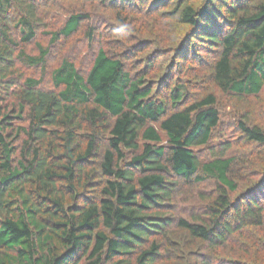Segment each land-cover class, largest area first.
I'll return each instance as SVG.
<instances>
[{
    "label": "trees",
    "instance_id": "obj_1",
    "mask_svg": "<svg viewBox=\"0 0 264 264\" xmlns=\"http://www.w3.org/2000/svg\"><path fill=\"white\" fill-rule=\"evenodd\" d=\"M41 1L0 0V264H264V169L246 172L259 157L212 144L216 95L191 97L190 79H178L206 51L222 92L264 90V0L172 1L164 14L187 33L160 84L149 79L157 59L135 71L116 33L85 68L61 57L51 89L18 64L45 68L51 48L92 17L70 13L43 31L44 45L35 41ZM92 1L121 12L132 3ZM144 1L151 11L169 0ZM96 33L85 30L89 44ZM33 41L37 53H27ZM238 126L243 142L264 147V128ZM206 181L203 215L171 214L182 185Z\"/></svg>",
    "mask_w": 264,
    "mask_h": 264
},
{
    "label": "rangeland",
    "instance_id": "obj_2",
    "mask_svg": "<svg viewBox=\"0 0 264 264\" xmlns=\"http://www.w3.org/2000/svg\"><path fill=\"white\" fill-rule=\"evenodd\" d=\"M172 1L174 0H169L167 5L156 7L150 11L148 3L145 1L141 8L139 0H132V3L121 12L118 9L113 11L106 5L92 0H42L38 6L41 21L35 41H40L44 45L48 44V36L43 34V31L58 28L70 13L85 11L90 13L92 20L90 23L81 24L78 32L66 40H61L51 48L45 68L26 67L18 64L19 72L23 77H42V86L51 89V70L59 64L61 57H71L79 68H85L90 64L92 53L98 47L111 48L115 45L112 42V37L118 33L131 51L127 61L135 71L143 66L148 57L157 59L154 68L150 70L149 79L156 83L160 81V84L168 70L169 59L174 56L172 45L179 44L187 33L186 26L179 24L176 17L170 16L168 13L164 14V10L170 9ZM190 3L198 4L199 1L191 0ZM88 27H95L97 32L91 44L86 41L87 38L84 35ZM35 41L25 45L27 53H37ZM146 42L150 45L149 47L132 51L135 49L133 47H137L134 45L141 47L144 43L146 45ZM156 47H159V50L163 52L162 56L153 55ZM200 55L206 57L205 62L189 64L186 71L180 72L178 79L181 81L190 79L188 92L191 97H200L207 92H213L216 95L217 106L220 110V123L214 131L211 143L229 141L232 142L230 152H242L241 154L249 159L255 156L259 157L254 158L246 168L247 174L253 175L257 169H264V161H261L264 159V147L243 142V134L239 129L238 122L244 120L248 124L264 128V90L258 95L246 96L222 92L210 77L209 63L212 61L214 53L203 51ZM173 83L174 81L171 82V84ZM7 101H11V98ZM208 152V150L202 149L201 154L208 156ZM213 188L212 181L182 185L177 190L175 208L172 209L171 214L190 220L203 215L202 205L206 202L204 198L212 194ZM168 213L170 214V212ZM232 241L233 245L237 246V236ZM230 252H232L231 249Z\"/></svg>",
    "mask_w": 264,
    "mask_h": 264
}]
</instances>
